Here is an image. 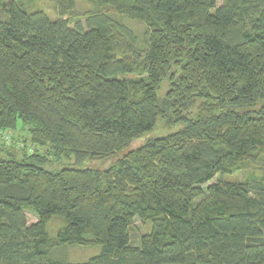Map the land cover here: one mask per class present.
<instances>
[{
	"label": "trees",
	"instance_id": "16d2710c",
	"mask_svg": "<svg viewBox=\"0 0 264 264\" xmlns=\"http://www.w3.org/2000/svg\"><path fill=\"white\" fill-rule=\"evenodd\" d=\"M48 1L0 0V264H264V173L221 178L264 155V0Z\"/></svg>",
	"mask_w": 264,
	"mask_h": 264
},
{
	"label": "rangeland",
	"instance_id": "374dc122",
	"mask_svg": "<svg viewBox=\"0 0 264 264\" xmlns=\"http://www.w3.org/2000/svg\"><path fill=\"white\" fill-rule=\"evenodd\" d=\"M25 3H31L32 8L38 7L42 8L50 18H55L57 16L56 12L53 9V3L48 0H23ZM91 8V4L89 2H86L85 0H76L75 6L73 10L71 11L70 16H79L83 14L86 10ZM137 27V24L134 23ZM168 88V85L166 82H163L159 89V96L162 98ZM174 130L172 127H167L162 119H159L157 121V124L155 128L146 134H144L142 137H139L135 140H133L130 145L129 149H134L138 145L142 144L147 139L153 138L155 136L163 135L168 133L169 131ZM46 149V148H45ZM44 149V150H45ZM113 159H106V160H99V161H90L86 160L82 163H80L81 166L84 167H91V168H103L107 167L108 164ZM47 167L51 168H60L63 166H75L74 159H56L51 156H47ZM249 172H255V173H264V155L258 158L257 160H250L248 161L244 168L239 170L236 173H233L231 175H224L221 176V178L226 180H237L241 181L245 175H247ZM219 176H215L208 184L212 183L216 179H218ZM28 223L36 221V217L34 214L30 212H26ZM63 225V220L60 217H52L47 225L46 230L49 233V235L54 236L56 235L59 228ZM150 223L141 221L138 218H134L130 227H129V235L130 240L134 244H137L139 242L140 236L147 232L149 230ZM58 253V257H65L69 261L72 262H80L85 261L90 256L94 255L96 251H98V248L96 246H83V245H74V246H66L60 249L56 250Z\"/></svg>",
	"mask_w": 264,
	"mask_h": 264
},
{
	"label": "built area",
	"instance_id": "2783aa9c",
	"mask_svg": "<svg viewBox=\"0 0 264 264\" xmlns=\"http://www.w3.org/2000/svg\"><path fill=\"white\" fill-rule=\"evenodd\" d=\"M11 132L9 130L5 132H0V139L4 140L5 142H9Z\"/></svg>",
	"mask_w": 264,
	"mask_h": 264
}]
</instances>
